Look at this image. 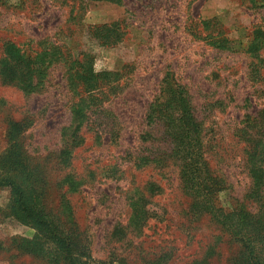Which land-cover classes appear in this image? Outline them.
<instances>
[{
    "label": "rangeland",
    "instance_id": "374dc122",
    "mask_svg": "<svg viewBox=\"0 0 264 264\" xmlns=\"http://www.w3.org/2000/svg\"><path fill=\"white\" fill-rule=\"evenodd\" d=\"M254 4L264 0H0V44L50 40L72 52L91 54L95 73L125 72L121 90L105 109L88 112L90 119L80 132L84 144L75 149L66 171L58 165L66 147L61 132L71 121L62 68L51 65V81L42 93L26 95L0 82V157L8 148L10 124L30 123L25 132L28 151L49 171L54 185L50 199L56 201L55 183L65 174L74 172L92 181L71 196L91 254L89 264H233L240 253L210 217L191 211L179 167L170 158L173 145L146 116L170 68L185 85L204 128L212 170L228 183L220 204L229 209L245 202L258 209L247 201L251 181L238 136L244 117L264 107L263 93L246 77L253 60L246 49L254 25L264 23V10ZM213 19L225 32L224 49L202 39L204 33L197 39L187 31L196 22ZM115 22L125 34L119 45L101 47L89 37V27ZM248 100L255 102L253 107ZM148 132L153 137L145 143ZM155 156H160V164L139 165L142 157ZM139 194L146 198L133 206ZM9 201V191L0 188V209ZM142 210L146 220L139 222L144 224L141 233L132 222ZM33 235L15 220H1L0 264H46L12 243Z\"/></svg>",
    "mask_w": 264,
    "mask_h": 264
},
{
    "label": "trees",
    "instance_id": "16d2710c",
    "mask_svg": "<svg viewBox=\"0 0 264 264\" xmlns=\"http://www.w3.org/2000/svg\"><path fill=\"white\" fill-rule=\"evenodd\" d=\"M254 5L264 10V4ZM254 26L253 40L246 49L247 56L253 58L247 65L246 77L264 98V23ZM120 27V22L93 26L89 27L88 34L101 47L113 48L124 41L125 34ZM221 28L213 19L196 22L187 31L197 39L204 33L202 39L224 49L228 41ZM90 55L72 52L66 45L50 40L40 43L8 40L0 44V82L16 86L26 95L46 91L52 77V64L62 68L60 77L71 114L69 125L61 132L66 145L58 163L62 171L72 166L75 149L84 144L80 132L90 119L88 112L99 114V110L105 109L117 90H121L120 79L125 75V72L95 73ZM248 103L249 107L255 104L251 100ZM193 108L185 85L168 68L146 120L151 127H161V134L173 145L170 158L179 167L181 187L191 199V211L210 217L239 246L240 253L233 264H264V107L257 114L244 117L238 135L244 144V168L251 181L247 201L258 205L255 211L245 202H238L229 209L220 204V195L228 189V183L211 168L204 128ZM29 126L31 124L26 122H12L7 131L8 148L0 157V188L9 191L10 201L6 209H0V223L12 219L32 229L31 238L16 237L12 243L17 250L46 264H89L91 254L76 220L71 196L80 193L92 181L74 172L65 174L55 183L56 201L50 199L54 185L49 171L42 160H33L28 151L25 132ZM151 137L152 133H146L145 143L151 141ZM160 163V156L142 157L139 165L148 167ZM139 195L133 206L146 198ZM136 216L132 224L136 229L140 226L142 233L144 224L139 225V222L145 223V212L142 210Z\"/></svg>",
    "mask_w": 264,
    "mask_h": 264
}]
</instances>
